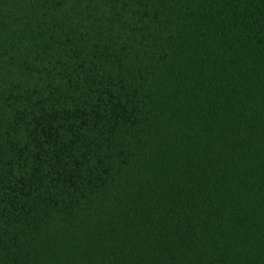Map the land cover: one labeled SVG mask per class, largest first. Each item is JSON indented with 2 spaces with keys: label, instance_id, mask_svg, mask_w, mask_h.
Here are the masks:
<instances>
[{
  "label": "trees",
  "instance_id": "1",
  "mask_svg": "<svg viewBox=\"0 0 264 264\" xmlns=\"http://www.w3.org/2000/svg\"><path fill=\"white\" fill-rule=\"evenodd\" d=\"M0 264H264V0H0Z\"/></svg>",
  "mask_w": 264,
  "mask_h": 264
}]
</instances>
